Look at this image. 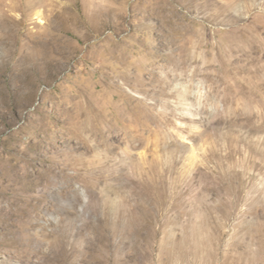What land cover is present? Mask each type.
Listing matches in <instances>:
<instances>
[{
    "label": "rangeland",
    "instance_id": "rangeland-1",
    "mask_svg": "<svg viewBox=\"0 0 264 264\" xmlns=\"http://www.w3.org/2000/svg\"><path fill=\"white\" fill-rule=\"evenodd\" d=\"M0 264H264V0H0Z\"/></svg>",
    "mask_w": 264,
    "mask_h": 264
},
{
    "label": "bare ground",
    "instance_id": "bare-ground-1",
    "mask_svg": "<svg viewBox=\"0 0 264 264\" xmlns=\"http://www.w3.org/2000/svg\"><path fill=\"white\" fill-rule=\"evenodd\" d=\"M24 173V172H23ZM36 175V174H35ZM4 176V175H3ZM30 176V175H29ZM5 177V176H4ZM12 177V176H11ZM9 186V185H8ZM11 186V185H10ZM6 196V195H5ZM13 197V196H12ZM15 197H16V195H15ZM17 198H18V196H17ZM3 199V198H2ZM15 200V199H14ZM18 200V199H17ZM12 201V200H11ZM15 202V201H14ZM19 202V201H18ZM22 203V202H21ZM19 206V205H18ZM5 207V206H4ZM17 207V206H16ZM20 207V206H19ZM8 208H10L9 206H8ZM12 209V208H11ZM30 209V208H29ZM34 210V209H33ZM32 210V211H33ZM10 211H12V210H10ZM15 212V211H14ZM6 213V212H5ZM10 214V213H9ZM31 214H32V212H31ZM35 214V213H34ZM10 217V216H9ZM22 226V225H21Z\"/></svg>",
    "mask_w": 264,
    "mask_h": 264
}]
</instances>
